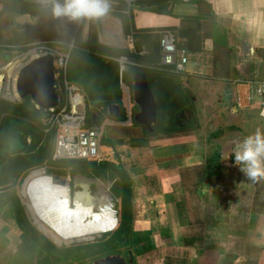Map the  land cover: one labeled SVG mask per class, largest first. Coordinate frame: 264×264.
Masks as SVG:
<instances>
[{
  "label": "crops",
  "instance_id": "crops-1",
  "mask_svg": "<svg viewBox=\"0 0 264 264\" xmlns=\"http://www.w3.org/2000/svg\"><path fill=\"white\" fill-rule=\"evenodd\" d=\"M205 2L211 16L199 14L191 0L171 4V15L134 12L135 28L147 29L158 39L165 29L174 33L195 29L196 23L188 18L202 19L198 34L205 37L199 45L190 42L195 47L187 51L185 72L178 76L195 111L208 122L202 129L216 126L202 140L195 132L149 145L140 138V144L131 140L136 155L126 160L112 143L131 179L132 228L148 233L153 243L135 257V264H264V204H253L255 195L250 199L247 195L242 206L206 202L216 178L208 163L210 147L221 133L210 139L211 134L224 130L218 126L239 130L243 123L255 126L264 119L247 101V83L264 79V0ZM72 84L87 100L83 89ZM104 148L114 154L112 148ZM229 165L235 166L234 158ZM260 181L254 182V188H262L264 194V180Z\"/></svg>",
  "mask_w": 264,
  "mask_h": 264
},
{
  "label": "rangeland",
  "instance_id": "rangeland-1",
  "mask_svg": "<svg viewBox=\"0 0 264 264\" xmlns=\"http://www.w3.org/2000/svg\"><path fill=\"white\" fill-rule=\"evenodd\" d=\"M51 3L52 1L41 3L38 0H11L8 15H4L0 19V36L3 40V42L0 41V49H2L1 53L3 55H8L7 58L0 59V74L5 67L11 65L13 62H19L21 65H24L37 56L46 53L52 54L55 57V87L60 98L61 105L57 111H52L51 114L43 117L41 119L40 125L37 123L35 124V126L41 130L40 139L38 140L36 138L38 141H33L30 138H24L21 136L17 139L10 140L8 144H6V146L0 151V195L14 191L23 207V211L29 226L34 228L40 235L47 238L56 247H66L71 249L79 247L84 248L90 245L99 247L106 241L111 240L110 235L115 230H117L121 220V202L119 199L114 198L111 193L112 183L103 181L101 179L87 178L80 173H69L68 175L53 173L50 170L57 168L49 166L46 160L39 166L30 167L27 171L21 174L20 177H9L11 165L16 161V158L27 155L37 157L35 152L45 148H50L53 153L56 141L61 132L63 133L66 127L71 126L67 125L66 118L74 117L76 119V116L72 114L68 107L66 108L65 112L61 113V109L66 104L67 100L71 102L72 97L75 95H83L76 86H73L71 89H69V86L73 84L71 82L68 83L65 80L64 69L60 64L62 61L64 62L68 59V51L62 47L52 45L49 41L41 38L28 44L24 48V51L19 53L18 51L21 48L16 47L15 49L11 50V47H7V44H4V41H7L12 36L13 32H19L31 26H40L43 28L52 23H55L54 28L58 35L62 36L68 32H72L73 36H78L80 39L86 40L88 37L90 23H95L97 41L101 46L118 51H128L137 56L152 55L154 53L153 51L156 47V44L158 43V38L153 37V35L148 32H135L133 29L130 30V33L126 34L122 21L109 13L99 19L75 21L73 24L65 22L63 17L55 21V17H53L51 14ZM136 3L137 0H110V10L114 11V7H121L123 13L134 20V12L138 11ZM157 7L158 6L155 3L150 2L147 4L146 9L154 10ZM1 8L2 5L0 4V9ZM141 19H143V21L145 20L144 17ZM147 19L148 18H146V20ZM147 21H149V19ZM175 33L176 35L178 34L177 32ZM118 34L123 38L125 45L118 46L113 44L115 43ZM2 82L3 83H1L0 87V99L19 102L16 90L14 89L15 81H13V78L11 77L4 79ZM178 83L181 84L179 78ZM122 90V105L127 113L128 119L123 123L119 122V124L116 120L110 119L109 116H107L108 114L102 113L103 122H101V124L104 125V130L102 132L101 139L104 138L106 141H110L111 143L115 144L118 147L119 154L125 157V160L129 157L132 158L133 155H136L131 149L135 148L134 144H140L142 141H138L137 138L147 141L146 143L149 145V142L153 143L156 142V140L159 142L161 139L165 140V138H174L182 133L188 134L195 132L196 137L199 140H202L203 138H206L208 135H210L209 132L211 131L208 129L216 128L214 124H209L208 127L210 128L202 129V126L205 127V124L208 122L204 123L200 115L195 111V107L191 103V111H193L194 119L190 129H182L185 131L177 133L171 137H167L165 136L166 134L164 132H161L158 135L145 138V132L142 127L138 129H132L135 128L132 122V118L135 115L132 114L134 105L132 91L126 85ZM83 98L85 97L83 96ZM85 104V120L87 122L90 120V114L92 112L97 114V112H100V110L93 111L92 105L86 100V98ZM177 107H179V105L171 107L168 111L163 113L161 120L164 123V128L170 125L172 118H174L173 115ZM258 121L260 123H256L255 126H252L248 123H243L239 130L227 129L228 126L226 125L217 127H222L224 130H221L219 137L212 139L213 142L212 146L210 147L211 152L208 163L212 172L215 171L216 178L215 182L211 184V193H209L206 197V202L208 204H213L214 206H229L230 204H233V206H242L241 201L245 202L247 195L249 199L252 198L253 195L258 197L256 194L257 190L254 188V181L247 179L244 173L240 171V167L238 165L235 164L233 167L229 165L234 158L233 149L236 143L241 141L245 136L255 132L257 128L264 131V119ZM79 123L80 121L76 119V125H81ZM118 137L119 141L114 142V140ZM209 138L211 139V137ZM121 140L127 141L122 143ZM131 140H135V143ZM101 146L105 155H114L110 153L111 151L105 150L102 142ZM197 148L199 147L197 146ZM191 150L193 151L194 148H191ZM113 152H115L114 149ZM37 171H41L45 176L50 177L55 184L67 186L71 208H74V200L77 193H82L83 197L86 198L92 205L91 212L93 214H98L107 207L110 208L113 214L112 216L117 221L116 227L113 230H109L101 234H92L85 237V239H74L70 242H57L54 240V238H52L49 234L41 230L40 223L35 220L27 207L28 199L23 195V186L25 181L32 173ZM253 191L255 193H253ZM246 202H248V200ZM19 229L21 228L13 217L3 216L0 214V264H17L16 256L22 249L20 238L21 234ZM145 236L147 235H145L144 232H138L137 237H135L137 240L133 242V245L130 248L133 264H135V257L141 255V253L142 255L146 253L150 245L152 246L153 244L150 243L149 240L145 239ZM83 252L84 250L79 252V254L81 255ZM116 255L122 256L126 261L129 259L126 250H123L122 253ZM92 263L93 261L91 260L82 262L79 255H76L69 257L59 264Z\"/></svg>",
  "mask_w": 264,
  "mask_h": 264
},
{
  "label": "trees",
  "instance_id": "trees-1",
  "mask_svg": "<svg viewBox=\"0 0 264 264\" xmlns=\"http://www.w3.org/2000/svg\"><path fill=\"white\" fill-rule=\"evenodd\" d=\"M10 1L0 0V4L2 5L0 19L4 15H8ZM178 1L181 0H137L136 4L139 11L171 15V4ZM150 2L155 3L158 7L154 10H147L146 6ZM191 2L197 5L199 14L206 13L211 16V7L205 0H191ZM114 8V11L109 10L108 13L122 21L126 34L130 33L131 29L135 32L147 31V29L137 30L134 26L133 19L123 13L121 7ZM56 20H59V18H55ZM186 20L195 22L196 28L178 31L179 38L184 39V42H178L177 46L181 47L184 43L190 42H195L199 45L205 37L202 34H198L202 19L198 16ZM209 21L207 19L208 24ZM54 25L55 23H52L43 28L40 26H31L22 31L13 32L12 36L7 41H4V44H7V47H11V50L16 47L21 48L18 51L21 53L28 44L42 38L49 41L52 45L66 49L69 56L64 72L65 80L68 83L77 84L83 89L87 96V101L92 105V110H100L97 114L101 122H103L102 113L107 114V108L111 104H117L120 107V116L116 120L118 123H123L128 119L127 113L122 105V89L120 83L122 82L132 91V78L134 74L142 72L146 75L148 85L157 103V119L153 127L154 131L149 133L142 127L145 132V138L158 135L161 132H164L166 134L165 136L171 137L185 131L174 127L173 118L170 125L165 128L161 120L163 113L176 105H179V107L176 108L174 115L182 109L191 110L192 98L187 90L178 83V75L174 74L170 68L159 66L161 57L160 38L152 55L135 56L128 51H118L101 46L97 41L95 23H90L86 40H82L78 36H73L72 32H68L62 36L58 35ZM0 41L3 42L1 36ZM1 52L2 49H0V59L7 58L8 55H3ZM121 57H126L136 65H129L125 70L121 71L117 61ZM57 110L58 108L54 111ZM137 111V107L133 105L132 114L134 115ZM51 113L52 111L50 110L37 108L28 98L19 102L0 99V151L10 140L17 139L21 136L30 138L33 141L39 140L41 130L35 124L40 125L41 119ZM132 122L135 127L132 129L141 127L137 126L133 118ZM90 125L89 120L86 122L85 127H89ZM190 128L191 126L186 129ZM220 133L221 131L214 132L210 137H216ZM101 142L102 145L114 149L113 156L107 155L103 160L99 161L96 159L56 161L53 158V153L50 148L40 149V151L35 152L37 157L27 155L16 158V161L11 165L9 177H20L30 167L39 166L46 160L49 166L57 168L50 170L53 173L60 175L80 173L87 178L101 179L112 183L111 193L114 198L119 199L121 202V220L117 230L110 235L111 240L106 241L99 247L90 245L84 248H58L47 238L40 235L34 228L29 226L16 193L10 191L0 195V214L13 217L21 228L19 230L22 249L16 256L17 264H59L69 257L76 255H79L82 262L86 260L94 261L106 256L120 254L123 250H126L128 256L131 255L130 248L133 242L137 240V238L135 239L137 232L132 228L133 203L131 179L121 163L116 147L104 138L101 139ZM260 182V184H263V181ZM256 190L258 197L255 196L254 201L252 199V203L263 205L264 194L261 192L262 188L259 187ZM145 235H147L145 239L150 242L149 234L145 233ZM151 247L150 245L149 249ZM82 250L84 252L80 255L79 252Z\"/></svg>",
  "mask_w": 264,
  "mask_h": 264
},
{
  "label": "bare ground",
  "instance_id": "bare-ground-1",
  "mask_svg": "<svg viewBox=\"0 0 264 264\" xmlns=\"http://www.w3.org/2000/svg\"><path fill=\"white\" fill-rule=\"evenodd\" d=\"M38 1L45 3L52 0ZM124 43L123 38L118 34L113 44L123 46ZM21 66L19 62H13L5 67L0 74V87L4 79L12 77L15 81ZM83 100V95L72 97L70 104L73 115L76 116L77 113L75 106H82ZM66 120L67 125H76L74 117H68ZM23 195L28 199L27 207L35 220L40 223L41 230L57 242L85 239L92 234L113 230L117 225L108 207H104L105 209L98 214H93L92 205L82 193L76 194L74 208H71L67 186L55 184L41 171L34 172L28 177L23 186Z\"/></svg>",
  "mask_w": 264,
  "mask_h": 264
},
{
  "label": "water",
  "instance_id": "water-1",
  "mask_svg": "<svg viewBox=\"0 0 264 264\" xmlns=\"http://www.w3.org/2000/svg\"><path fill=\"white\" fill-rule=\"evenodd\" d=\"M63 20L70 24L74 23L67 18ZM194 47V43L182 45V48L187 51H191ZM55 70V57L50 53L37 56L22 65L15 80V90L19 101L28 98L37 108L44 110L54 111L59 108L60 98L55 87ZM132 98L138 109L133 117L134 122L152 133L157 119V103L146 75L142 72L135 73L132 78ZM107 114L110 119L117 120L120 116L119 105H109ZM193 119V111L182 109L174 115L173 125L182 130L191 126ZM90 123L94 126L101 123L99 115L95 112L90 114ZM92 264H133V259L131 255L128 261L120 255H114L94 260Z\"/></svg>",
  "mask_w": 264,
  "mask_h": 264
},
{
  "label": "built area",
  "instance_id": "built-area-1",
  "mask_svg": "<svg viewBox=\"0 0 264 264\" xmlns=\"http://www.w3.org/2000/svg\"><path fill=\"white\" fill-rule=\"evenodd\" d=\"M177 44L178 39L171 30H164L160 33L159 45L161 57L159 66L170 68L174 74L180 75L185 72L188 60L187 50L178 47ZM117 61L121 71L125 70L129 65H136L126 57H121ZM66 64L67 60L64 62L62 61L60 64L64 72L66 70ZM149 67L151 68V66ZM72 87L73 85H70L69 89ZM121 87H124L122 83ZM247 88V101L249 105L255 106L259 111V115L264 117V79L249 81L247 83ZM77 89L79 88L77 87ZM67 107L72 112L69 100H67L66 104L61 109V113L65 112ZM75 108L77 110L76 119L80 121L79 124L81 125L68 126L63 133L61 132L55 144L53 152L54 160H103L105 156H107L103 152L101 146V136L104 125L100 123L97 126L91 124L89 127H85V98L82 106L76 105Z\"/></svg>",
  "mask_w": 264,
  "mask_h": 264
},
{
  "label": "clouds",
  "instance_id": "clouds-1",
  "mask_svg": "<svg viewBox=\"0 0 264 264\" xmlns=\"http://www.w3.org/2000/svg\"><path fill=\"white\" fill-rule=\"evenodd\" d=\"M110 0H52L51 14L70 21L95 20L110 10ZM235 164L247 179L264 180V131L257 128L235 144Z\"/></svg>",
  "mask_w": 264,
  "mask_h": 264
}]
</instances>
